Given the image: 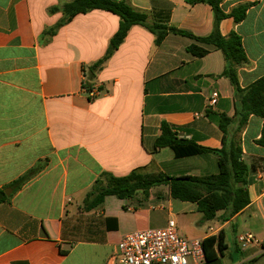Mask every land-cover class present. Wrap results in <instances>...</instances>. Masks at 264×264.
Here are the masks:
<instances>
[{
  "label": "crops",
  "instance_id": "1",
  "mask_svg": "<svg viewBox=\"0 0 264 264\" xmlns=\"http://www.w3.org/2000/svg\"><path fill=\"white\" fill-rule=\"evenodd\" d=\"M72 1L0 0V191L6 195L0 203V264H119L125 234L163 228L170 219L189 239L224 234L227 249L220 254L215 246L217 257L204 264H264L263 120L251 115L239 125L235 90L222 76L223 52L176 34L156 46L155 35L135 25L96 66L121 19L91 10L68 20L64 6ZM127 2L146 13L149 24L196 37H208L215 26L214 10L205 3ZM244 4L245 19L224 18L219 30L242 38L248 62L238 67V77L247 89L264 77V0H225L221 7L228 14ZM192 45L209 52L194 56ZM85 83L96 91L93 98ZM213 91L219 98L209 107ZM223 115L234 121L230 135L248 167L250 204L240 213L222 221L219 212L217 219L203 221L196 203L173 199L166 185L153 187L148 198L107 196L85 209L104 173L217 174L215 152L176 158L171 148L155 144L167 124L179 137L221 149L227 139L219 128ZM36 165L41 169L34 177L12 186ZM247 232L255 241L242 247L238 236Z\"/></svg>",
  "mask_w": 264,
  "mask_h": 264
},
{
  "label": "trees",
  "instance_id": "2",
  "mask_svg": "<svg viewBox=\"0 0 264 264\" xmlns=\"http://www.w3.org/2000/svg\"><path fill=\"white\" fill-rule=\"evenodd\" d=\"M225 0H189L191 4L205 3L210 5L215 13V26L208 37H196L193 34L177 29L173 26L161 24H149L146 13L134 9L127 0H73L64 6L67 19L70 20L77 14L91 10H105L120 17L119 30L112 38L107 55L99 61L100 66L112 53L125 41L130 29L135 25L148 28L155 35V45L160 46L167 35L176 34L188 36L198 42L214 46L221 50L225 56L226 67L222 76L228 78L235 90L237 97L236 114L240 119L239 125H244L251 115H256L263 120L261 143H264V77L257 80L249 88L243 89L239 82L238 67L248 62L241 36L233 31L225 37L219 30V23L227 17H233L236 23L242 22L249 9L248 4L239 5L230 13H225L221 7ZM194 56L203 57L209 50L192 45L188 48ZM85 88L91 90V86L85 83ZM233 119L221 116L219 128L227 136L221 149H210L198 145L192 140L179 137L167 124L162 125V134L156 141V148L169 147L176 158L201 155L215 152L218 155L219 172L209 176H180L172 177L163 172L143 173L134 171L124 177H116L110 173H104L97 179L93 189L88 193L85 201V209L90 210L103 204L107 196H116L119 199H131L138 193L149 197L150 190L156 186L166 185L173 199L184 202L196 203L198 212L203 215V221H211L218 218V213L223 212L222 221H226L240 213L250 204L248 184V167L242 160V148L240 144L231 138L229 127ZM41 169L36 165L25 175L15 181L12 186L19 188L34 177ZM6 198L0 191V203ZM206 258L215 259L214 252L217 246L221 254L227 249L225 237L220 233L218 237H209L203 242ZM245 264H253L250 261Z\"/></svg>",
  "mask_w": 264,
  "mask_h": 264
},
{
  "label": "built area",
  "instance_id": "3",
  "mask_svg": "<svg viewBox=\"0 0 264 264\" xmlns=\"http://www.w3.org/2000/svg\"><path fill=\"white\" fill-rule=\"evenodd\" d=\"M87 92L91 98L96 95L95 90ZM218 98L219 92H211L209 107L215 106ZM254 241V235L249 232L238 236L242 247ZM117 260L119 264H204L206 254L203 240L187 238L176 220L170 219L163 228L125 234L118 244Z\"/></svg>",
  "mask_w": 264,
  "mask_h": 264
},
{
  "label": "rangeland",
  "instance_id": "4",
  "mask_svg": "<svg viewBox=\"0 0 264 264\" xmlns=\"http://www.w3.org/2000/svg\"><path fill=\"white\" fill-rule=\"evenodd\" d=\"M181 219L184 220L185 218L184 217L183 218L181 217ZM189 219H190V216L188 215L187 218H186V221L187 220L189 221Z\"/></svg>",
  "mask_w": 264,
  "mask_h": 264
},
{
  "label": "water",
  "instance_id": "5",
  "mask_svg": "<svg viewBox=\"0 0 264 264\" xmlns=\"http://www.w3.org/2000/svg\"><path fill=\"white\" fill-rule=\"evenodd\" d=\"M7 193V192H6Z\"/></svg>",
  "mask_w": 264,
  "mask_h": 264
}]
</instances>
